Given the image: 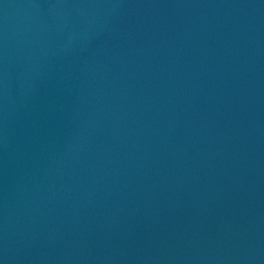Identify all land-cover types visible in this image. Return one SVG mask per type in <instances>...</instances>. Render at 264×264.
Returning a JSON list of instances; mask_svg holds the SVG:
<instances>
[{
	"label": "water",
	"instance_id": "95a60500",
	"mask_svg": "<svg viewBox=\"0 0 264 264\" xmlns=\"http://www.w3.org/2000/svg\"><path fill=\"white\" fill-rule=\"evenodd\" d=\"M0 264H264V0H0Z\"/></svg>",
	"mask_w": 264,
	"mask_h": 264
}]
</instances>
